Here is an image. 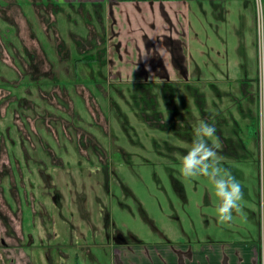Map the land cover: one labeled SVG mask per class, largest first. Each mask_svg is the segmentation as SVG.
<instances>
[{"label": "rangeland", "instance_id": "374dc122", "mask_svg": "<svg viewBox=\"0 0 264 264\" xmlns=\"http://www.w3.org/2000/svg\"><path fill=\"white\" fill-rule=\"evenodd\" d=\"M81 11L0 0V264L116 262L118 245L137 239L129 229L153 236L150 229L173 224L188 229L181 242L194 261L197 245L218 242L219 232L208 231L213 188L205 177L184 180L179 158L202 119L214 124L221 148L252 139L259 154L263 55L252 88L133 72L102 10ZM245 172L258 186L249 220L261 264L260 170L258 181Z\"/></svg>", "mask_w": 264, "mask_h": 264}, {"label": "crops", "instance_id": "0c3cea01", "mask_svg": "<svg viewBox=\"0 0 264 264\" xmlns=\"http://www.w3.org/2000/svg\"><path fill=\"white\" fill-rule=\"evenodd\" d=\"M48 5L69 8L76 14L81 10L86 14L102 10L110 22V32L116 37L120 62L131 65L133 72L168 75L181 72V82L192 81L198 86L210 83L226 87L239 83L241 87L252 88L259 82V54L263 55L264 74V0H48ZM261 31L263 43L258 48ZM121 70L126 69L117 71ZM170 80L177 79L171 76ZM251 128L255 126L248 125L249 131ZM257 150L258 145L252 139L221 148L222 166L242 185L245 220L222 225L214 219L208 231L219 232L218 242L197 245L194 261L187 256L190 245L181 242L184 236L181 232L188 229L173 224L168 229L158 227L156 233L150 229L153 236L129 229L136 241L124 239L118 245L116 262L108 258L107 264H257L253 253L258 237L249 216L258 213V186L254 181L250 184L248 173L245 174V170H253L258 181ZM209 192L211 205L207 210L213 209L212 214L216 215L218 200L213 191ZM223 235L229 242L219 241ZM191 248L193 253L194 245Z\"/></svg>", "mask_w": 264, "mask_h": 264}, {"label": "clouds", "instance_id": "9594fccd", "mask_svg": "<svg viewBox=\"0 0 264 264\" xmlns=\"http://www.w3.org/2000/svg\"><path fill=\"white\" fill-rule=\"evenodd\" d=\"M214 124L200 120L193 129V139L178 167L180 176L187 181L207 178L218 200L216 218L220 224L233 220V213L243 215L241 201L244 198L241 183L230 170L222 166L224 157L219 154L221 141ZM264 235V225H262ZM260 262L264 264V241L260 247Z\"/></svg>", "mask_w": 264, "mask_h": 264}, {"label": "built area", "instance_id": "2783aa9c", "mask_svg": "<svg viewBox=\"0 0 264 264\" xmlns=\"http://www.w3.org/2000/svg\"><path fill=\"white\" fill-rule=\"evenodd\" d=\"M259 170H260L259 198L261 205L260 213H261V228H262V225H264V134L262 136V144L260 146V152H259ZM262 239L264 241V235H262Z\"/></svg>", "mask_w": 264, "mask_h": 264}]
</instances>
